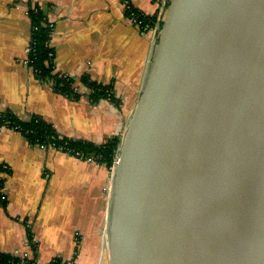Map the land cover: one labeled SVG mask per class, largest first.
I'll use <instances>...</instances> for the list:
<instances>
[{"label":"water","instance_id":"95a60500","mask_svg":"<svg viewBox=\"0 0 264 264\" xmlns=\"http://www.w3.org/2000/svg\"><path fill=\"white\" fill-rule=\"evenodd\" d=\"M152 52L112 168L108 264H264V0H171Z\"/></svg>","mask_w":264,"mask_h":264},{"label":"crops","instance_id":"0c3cea01","mask_svg":"<svg viewBox=\"0 0 264 264\" xmlns=\"http://www.w3.org/2000/svg\"><path fill=\"white\" fill-rule=\"evenodd\" d=\"M156 19L171 0H124ZM123 0H0V115L37 116L60 136L101 145L124 131L140 95L156 33L132 25ZM48 7L54 74L112 87L116 101L77 99L40 80L28 62L29 12ZM82 90V91H81ZM0 254L108 264L106 214L109 171L31 143L22 131L0 126ZM110 187V185H109ZM3 196V199L1 198ZM105 203V204H104ZM103 232V235H102Z\"/></svg>","mask_w":264,"mask_h":264},{"label":"trees","instance_id":"16d2710c","mask_svg":"<svg viewBox=\"0 0 264 264\" xmlns=\"http://www.w3.org/2000/svg\"><path fill=\"white\" fill-rule=\"evenodd\" d=\"M129 13L127 12V15L130 17L132 13L133 17L141 23V28L144 31L153 28L152 26H154L156 22V17L144 16L131 7ZM29 16L32 26L30 39L31 52L28 55L30 67L38 79L44 81L52 80L56 91L73 99H77L78 94L76 88L72 85L74 79L69 80L64 74L53 73V50L49 47L51 27L47 21V17L43 14V10L37 9L30 11ZM80 83L95 90V93L90 95V98L93 102H98L99 100L101 101V99L106 98L115 102L113 99L114 97L112 96L113 94L110 96L108 95L112 90L111 86L92 82L87 76H82L80 78ZM2 124L18 128L17 130L22 131V133L31 143L38 144L39 146L43 145L46 148L53 146L55 150L67 152L71 156L76 153H79V155L81 154L84 157L90 156L96 159L99 165H104L108 169L113 165L114 158L120 143L119 136H114L101 145H96L87 141L59 137L52 126L34 115L30 117L28 121H22L12 114H3L0 115V126ZM3 182L4 180L1 179L0 189L4 184ZM19 261L20 257L0 254V264H18ZM48 264H61V260L53 259V261Z\"/></svg>","mask_w":264,"mask_h":264},{"label":"built area","instance_id":"2783aa9c","mask_svg":"<svg viewBox=\"0 0 264 264\" xmlns=\"http://www.w3.org/2000/svg\"><path fill=\"white\" fill-rule=\"evenodd\" d=\"M125 2V9H126V13L128 12L129 13V10H130V5H129V3L128 2H126V1H124ZM130 14V13H129ZM164 15H165V13H163L160 17H158L157 19H156V22H155V24H154V26H152L153 28H151V29H153V31L156 33V38H157V34H158V31H159V26L161 25V23H162V20H163V18H164ZM129 17V16H128ZM129 20H130V22L132 23V25H134V26H136V27H139V28H141V23L139 22V21H137L134 17H133V14L131 13V16L129 17ZM52 25H50V27H51ZM52 28V27H51ZM31 52V48H30V46H29V48H28V50H27V55H29V53ZM29 62V61H28ZM66 76V75H65ZM66 78L67 79H69V80H73V78L72 77H69V76H66ZM68 80V81H69ZM75 80V79H74ZM73 80V81H74ZM75 83V82H74ZM75 88H76V91L80 94V88L81 89H83L84 87L86 88V95L87 96H90L91 94H93V93H95V90L93 89V88H91V87H89V86H86V85H84V84H82V83H80L77 87H76V85L74 86ZM85 88H84V90H85ZM82 91V90H81ZM112 94V90L109 92V96ZM106 99H108V98H106ZM15 129H18V128H15ZM40 147L42 148V149H45L46 147L45 146H43V145H40ZM48 148H52V149H55V148H53V146H50V147H48ZM67 153V152H66ZM69 154V153H68ZM70 155V154H69ZM75 156H76V158H78L79 157V159H82V160H85V161H88V162H97L96 161V159H94V158H92V157H84V156H82L81 154L79 155V153H76V154H74ZM78 156V157H77ZM116 157V156H115ZM114 160H115V158H114ZM115 165V161L113 162V166ZM2 199H3V196L1 197ZM21 259L23 260V264H36V262L34 261V259H32V257L30 256V254L29 253H27V252H24L22 255H21ZM61 264H74V262H73V260H61Z\"/></svg>","mask_w":264,"mask_h":264},{"label":"rangeland","instance_id":"374dc122","mask_svg":"<svg viewBox=\"0 0 264 264\" xmlns=\"http://www.w3.org/2000/svg\"><path fill=\"white\" fill-rule=\"evenodd\" d=\"M75 80L72 82V85L73 86H75ZM78 93V92H77ZM112 96L114 97L115 95H114V93H113V91H112ZM88 98L92 101V99L90 98V96H88ZM115 98L116 97H114L113 99H114V101H117V100H115ZM122 134H123V131H121V133H119V137H120V139H121V137H122ZM60 137V136H59ZM46 149V148H45ZM48 149V148H47ZM49 149H52V148H49ZM66 153V152H65ZM68 154V153H67ZM69 155V154H68ZM71 156V155H70ZM73 157H75L76 158V156L75 155H73ZM79 159V158H78ZM80 160H82V159H80ZM82 161H85V160H82ZM86 163H89V164H94V163H96V164H98L97 162H88V161H85ZM114 166L112 165V167L111 168H109L108 169V171H109V180L111 179V173H112V168H113ZM109 185H110V181H109ZM109 185H108V188L107 189H105V191H104V193H103V199L105 200L106 198H107V194H108V189H109ZM105 204V203H104ZM102 235H103V232H102Z\"/></svg>","mask_w":264,"mask_h":264}]
</instances>
